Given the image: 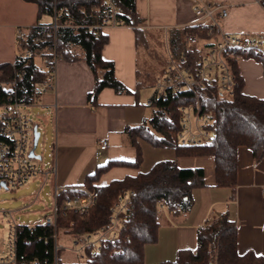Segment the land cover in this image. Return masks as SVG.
Here are the masks:
<instances>
[{"label": "trees", "instance_id": "1", "mask_svg": "<svg viewBox=\"0 0 264 264\" xmlns=\"http://www.w3.org/2000/svg\"><path fill=\"white\" fill-rule=\"evenodd\" d=\"M23 1L37 6V23L46 15V7H51L54 3V0ZM136 1L117 0L132 15L135 23L140 24L142 21L136 13ZM58 2L59 6H70L73 17L80 22L95 23L96 19L91 17V6L93 3H99V0ZM262 6L264 8V3ZM80 7H84L86 17L79 13ZM133 29L138 37L147 31L145 28ZM188 34H197L201 38L209 37L207 30L197 27L172 28L167 32L168 50L174 56H187L189 65H195L201 51H189L185 48L184 40ZM108 40L105 34L97 37L81 29L66 28L59 31L58 49L62 58L69 61L86 60L95 75L94 90L88 95V100L93 105L105 88H111L118 94L129 93L126 86L116 78L114 63L102 57ZM19 49L33 50L34 47L21 42ZM235 56H240L242 60L253 59L264 65V57L253 52L235 51ZM230 64L238 81L232 99L222 98L213 87L199 91L196 95L183 93L168 99H158L152 94V105L149 106L154 110L152 117L127 130L131 144L136 150L135 160L110 161L88 175L79 189L60 192L59 196L62 198L82 195L84 191L96 194V202L87 214L70 215L59 220L58 230L63 229L65 233L68 232L77 238L108 227L114 204L125 193H132L128 220L120 231L119 240L105 246L96 256H93L91 249H87V264H145L146 246L158 241L164 211L161 207L172 213L173 219H183L194 206V191L206 186L203 169H181L173 159L160 161L147 172L140 171L143 162L142 142L155 148L172 149L177 157L213 156L216 186L233 190L237 186L239 149H250L256 162L264 159V99L244 92L245 80L239 67L240 60L233 57ZM24 67L20 56L13 63L0 64V80H5ZM27 71V79L23 85L36 92L37 85L43 83L45 75L35 67L27 68ZM186 101L196 105L199 103L202 112L212 116L215 122L212 143L200 146L180 144L179 107ZM113 168L135 170L137 173L107 185H100L103 175ZM52 235L51 229L43 227H37L34 231L24 229L19 242L20 255L28 261L37 259L40 264H54L55 246ZM59 262L58 252V264ZM160 264H264V257L252 251L240 254L238 227L228 213H224L198 229L196 250H181L174 261Z\"/></svg>", "mask_w": 264, "mask_h": 264}, {"label": "crops", "instance_id": "2", "mask_svg": "<svg viewBox=\"0 0 264 264\" xmlns=\"http://www.w3.org/2000/svg\"><path fill=\"white\" fill-rule=\"evenodd\" d=\"M212 1L232 4L229 17L221 23L223 32L264 34L261 5L253 0ZM37 13L35 4L0 0V64L13 63L21 55L17 29L35 26ZM136 13L146 30L161 29L165 33L172 28L189 27L196 21L188 0H137ZM104 34L109 40L102 57L114 63L116 78L129 93L118 94L105 88L93 105L88 95L94 90L95 75L84 59L62 58L57 63L55 91H48L43 85L37 87L41 107L46 110L42 118L53 139L50 159L38 176L44 183L52 177L54 190L79 189L98 167L110 161L132 162L136 158L127 130L147 119L145 105L152 96L147 99L140 85L141 38L128 26L110 28ZM166 54L167 50L164 61ZM239 67L245 80L244 92L264 99V66L250 59L240 61ZM101 141L108 142L107 149L100 148ZM144 145L147 150L148 145ZM209 157L207 166H200L199 159L177 157L176 163L181 169H203L206 186L194 191V206L183 219H173L172 213L164 209L158 241L145 248V264L174 261L179 251L196 250L198 229L224 213H228L238 227L240 254L252 251L264 257V159L256 162L250 149L240 148L237 186L233 190L216 186L215 159ZM136 173L135 170L113 168L103 175L99 184L107 185Z\"/></svg>", "mask_w": 264, "mask_h": 264}, {"label": "built area", "instance_id": "3", "mask_svg": "<svg viewBox=\"0 0 264 264\" xmlns=\"http://www.w3.org/2000/svg\"><path fill=\"white\" fill-rule=\"evenodd\" d=\"M192 3L196 21L189 27L207 30L208 38H201L197 34H188L184 46L189 51L200 50L201 56L195 65H189L185 55L174 56L167 46L165 65L155 77L153 95L158 99H168L183 93H193L215 88L222 98L232 99L238 81L232 70L230 60L235 51L253 52L264 57V34L246 35L226 33L221 23L229 17L232 4L229 2H213L212 0H188ZM257 5L264 0H253ZM54 0L51 7H46L45 16L48 22H39L32 27L17 29L18 43H27L34 49L21 51L20 58L25 67L5 80H0V192L16 190L28 186L40 173L38 166L32 161L30 152L34 143L33 119L25 107L34 105L41 99V94L32 91L31 87L23 85L27 79V68L35 67L45 75L41 85L48 91L57 89V63L62 59L58 49L59 31L70 28L93 33L95 36L104 34L110 28L138 27L146 28L143 23L137 24L117 0H99L91 6V17L95 23L84 24L75 19L71 7L58 5ZM84 7L78 9L80 14L87 16ZM128 21V23H127ZM39 85H37L38 87ZM198 98V96H197ZM152 105L149 99L147 106ZM181 130L178 134L183 146H200L212 143L215 122L211 115L203 113L201 105L186 101L179 107ZM108 142L101 141L100 148L107 149ZM61 190L55 189L52 196V206L46 205L41 221L32 224H18L14 219L7 221L6 237L3 251L0 253V264H40L37 259L28 261L19 253L21 233L28 228L32 231L37 227L51 229L55 246V262L58 264V223L61 218L70 215H85L96 202V194L84 191L82 195L71 198L60 197ZM132 193L122 195L112 208L111 223L88 235L75 239V246H80L84 253L91 249L93 256L99 254L109 244L116 243L120 231L128 220V211L131 207ZM162 209H165L163 206ZM7 217V213H3ZM92 237L96 241L91 243ZM85 257V256H84Z\"/></svg>", "mask_w": 264, "mask_h": 264}, {"label": "rangeland", "instance_id": "4", "mask_svg": "<svg viewBox=\"0 0 264 264\" xmlns=\"http://www.w3.org/2000/svg\"><path fill=\"white\" fill-rule=\"evenodd\" d=\"M263 5V4H262ZM263 7V6H262ZM50 18L43 16L41 22H48ZM148 31V32H147ZM140 35L141 42L139 47V69L142 91L148 99L153 94L151 86L154 83L155 77L161 72L162 66L165 65L164 57L167 50V33L165 30H147ZM19 52V50H18ZM21 51L19 52V54ZM162 56V57H161ZM166 56V55H165ZM242 61V59H240ZM260 63V62H259ZM263 65V63H260ZM264 66V65H263ZM148 73V76H147ZM41 100H36L34 105L25 107L27 113L31 116L34 124L40 126V131L44 132V136L39 142L36 149V155L42 156L43 161L32 159L41 171L44 165L49 161L51 154L52 137L50 129L45 126L42 116L45 111L40 104ZM148 114L147 119L153 115V108L145 105ZM145 143H141L143 151V162L141 164V171H149L156 163L163 160H177L175 151L172 149H160L148 145L145 150ZM144 146V147H143ZM242 150V149H241ZM243 151H247L243 149ZM199 159L200 166H207L210 163L209 156L191 157V160ZM207 164V165H206ZM53 182L50 177L45 183L41 176L36 177L30 182L28 186L16 190H4L0 192V253L3 251L4 239L7 231V221L14 219L18 224L37 223L42 220L45 212H47L46 205L52 206L53 202ZM7 213V217L3 213ZM63 229L58 230V244H59V264H87V254L80 250V246H75L74 236L70 233H65ZM74 237H72V236ZM96 238L92 237L91 243L95 242ZM85 256V257H84Z\"/></svg>", "mask_w": 264, "mask_h": 264}, {"label": "water", "instance_id": "5", "mask_svg": "<svg viewBox=\"0 0 264 264\" xmlns=\"http://www.w3.org/2000/svg\"><path fill=\"white\" fill-rule=\"evenodd\" d=\"M43 136H44V132L40 131L39 126H35V128H34V143H33V148L30 152V156H31V158L37 159L39 161H43V157L36 155V149L38 148L39 142Z\"/></svg>", "mask_w": 264, "mask_h": 264}]
</instances>
